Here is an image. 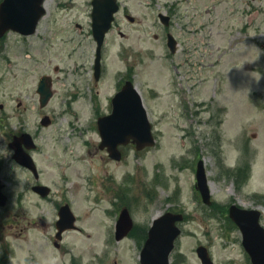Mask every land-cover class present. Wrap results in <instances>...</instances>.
Wrapping results in <instances>:
<instances>
[{
  "label": "rangeland",
  "instance_id": "obj_1",
  "mask_svg": "<svg viewBox=\"0 0 264 264\" xmlns=\"http://www.w3.org/2000/svg\"><path fill=\"white\" fill-rule=\"evenodd\" d=\"M118 1L120 11L102 48L105 71L97 82L90 0H50L34 34L9 31L0 37L1 176L10 197L0 207V264L5 259V264H72L73 258L75 264H139L145 228L155 215L173 208L185 219L170 264H201L195 252L200 244L214 264H250L224 208L231 201L258 207L264 224V0ZM159 12L173 13L174 54L165 45ZM257 51L259 60L248 62ZM126 60L135 63L133 81L157 145L140 154L125 149L116 163L98 148L91 106L96 98L104 110ZM191 62L197 85L180 94L189 76L183 69ZM44 74L52 76L54 94L40 108L36 86ZM72 94L77 96L73 114L64 112ZM180 97L184 105L197 100L198 113L193 112L197 107H181ZM43 112L53 117L52 124H39ZM218 118L220 125L214 123ZM21 128L37 133L41 150L36 160L43 181L53 188L52 202L33 194L30 175L11 159L7 142ZM198 157L209 180L210 207L193 188ZM60 186L80 227L64 234L63 249H56L39 228L19 233L9 227L16 213L52 222ZM124 204L136 230L117 241L113 228Z\"/></svg>",
  "mask_w": 264,
  "mask_h": 264
},
{
  "label": "water",
  "instance_id": "obj_2",
  "mask_svg": "<svg viewBox=\"0 0 264 264\" xmlns=\"http://www.w3.org/2000/svg\"><path fill=\"white\" fill-rule=\"evenodd\" d=\"M44 0H2L0 2V36L8 30L17 31L23 35L35 31L40 17L45 13ZM92 10L91 27L92 35L96 41V56L94 59V76H99L100 50L105 33L111 27L114 12L118 9L116 0H91ZM161 21L167 24L168 18L159 14ZM130 19H132L130 17ZM168 46L175 51V40L168 35ZM40 97V106H44L51 96L50 78L41 77L37 89ZM113 109L109 115L99 117L97 127L101 136V147H106L109 156L120 159L118 145L131 142L137 149L154 144L151 125L148 121L146 111L142 105L141 97L132 82L127 80L112 98ZM48 118L44 117L41 123L48 124ZM28 133L21 137L29 138ZM28 139V140H29ZM16 137L10 143L14 147L13 157L20 164L29 167L35 172V166L29 154L21 151L16 146ZM30 146V144L26 143ZM196 189L200 192L203 202L210 203V194L207 185L206 174L202 160L196 164ZM2 184L0 182V188ZM34 190L45 195L48 188L44 185L33 187ZM7 196L0 190V205H4ZM57 220L58 232L74 226L75 217L68 204L59 209ZM229 217L238 226L242 235V244L248 252L252 264H264V227L259 223L260 211L256 209H243L235 204L229 207ZM183 219L181 213L165 212L152 220L140 251V264H169V254L174 246L176 237L180 234L177 222ZM132 227L127 208H122L116 223V238L120 239L126 235ZM197 255L203 264H212L208 252L204 246L196 248Z\"/></svg>",
  "mask_w": 264,
  "mask_h": 264
},
{
  "label": "flooded vegetation",
  "instance_id": "obj_3",
  "mask_svg": "<svg viewBox=\"0 0 264 264\" xmlns=\"http://www.w3.org/2000/svg\"><path fill=\"white\" fill-rule=\"evenodd\" d=\"M124 15H127L126 13L124 14ZM168 15H169V17H170V19L172 18V16H173V13H168ZM163 30H164V32H165V41H166V34L169 32V28H163ZM132 65V63H127L126 64V67H125V70L127 69H129L130 70V68H129V66H131ZM104 71H105V66H103V64H102V68H101V73L103 74L104 73ZM183 73L184 74H189V76L185 79V82H186V88L184 89V86L183 85H180V89L182 90V93L181 92H179L180 94H184V93H188V92H190L191 90H194V86L195 85H197V84H195L194 82H193V78H194V75H195V73H196V70H195V68H194V63L193 62H191V65H190V67H186L185 69H183ZM125 79H127V77H125L124 75H122L121 77H119L118 79H117V82H116V85H115V89H114V91L112 92V94L111 95H109L108 96V98H107V102H106V105L105 106H103L104 107V110L102 109V107H101V105L99 104V102H93L92 101V106H91V109H92V114H93V116L96 118V117H98V116H100V115H104V114H107V113H109L110 111H111V109H112V104H111V98H112V96L119 90V88H120V86L122 85V83H123V81L125 80ZM188 82H191L190 84H188ZM212 92L215 94V91H214V89H212ZM76 97V96H75ZM75 97L73 96V99H72V101H74L75 100ZM155 97H156V95H155ZM155 97H152V98H150V100L151 99H153V98H155ZM181 101H182V98L180 97V101H179V103H181ZM188 101V100H187ZM211 102H213V100H211ZM71 103V102H70ZM188 103V105H184L183 103H181L180 104V106L181 107H185L186 109H188V110H193V107H197V109H198V102H197V100H195V99H193L192 100V102L191 103H189V102H187ZM212 105H214V104H212ZM218 107H220V106H218ZM195 111V110H194ZM193 111V112H194ZM97 112H98V114H97ZM45 115V114H44ZM50 118V117H49ZM53 121H52V119L50 118V124L52 123ZM24 130H22V128L20 129V130H18V131H16V132H13L12 134H10L11 135V137H12V135L13 134H20L21 132H23ZM32 134V138H33V142H34V145H33V147H31L30 149H28L23 143H22V141H20V146H19V148L21 147V149L22 150H24V151H26V152H28L32 157H33V159H34V161H35V164H36V167H37V174H34V172H32V171H30L28 168H25V167H23L22 165H20V164H18V163H16L15 161H13L16 165H17V167H19V168H21L22 170H24V171H26V172H28V174L30 175V178H31V183H30V185H29V188L31 189L32 188V186L34 185V184H38V183H41V184H45V185H48L47 183H45L44 181H43V175H44V173H43V170L41 169V168H39V164H38V161L36 160V155L37 154H39V152H40V150H41V148L39 147V144H38V142H37V133L36 132H34V133H31ZM10 141V140H9ZM9 141L7 142V144L9 143ZM130 147H133L132 145H129ZM100 148V147H99ZM11 149V148H10ZM101 149V148H100ZM102 151H104L103 149H101ZM147 149H145V150H143V151H146ZM11 151H12V149H11ZM122 151H123V149H122ZM106 152V151H105ZM140 152H142V151H139L138 153H140ZM106 155H107V153H106ZM102 158H103V156H102ZM107 160H109V161H112V162H116V161H114V160H112V159H110L109 157H108V155H107ZM12 159V158H11ZM117 163V162H116ZM3 169H5V164H4V162L2 161V160H0V173L1 172H3ZM1 180H3V178H1ZM4 181V180H3ZM5 182V181H4ZM112 184H113V181H111V182H109V183H107L106 185H105V187L107 188V190H111V188H112ZM50 186V185H49ZM50 188H51V190H50V193L48 194V195H46V196H44V197H41L40 195H38L37 193H34L35 194V196L37 197V198H39V199H41V200H43V201H47V200H49L50 202H52V196L54 195L53 194V188L50 186ZM65 189V187L64 186H60L59 188H58V191H57V202H54V204H56V207H55V209H56V216L58 215V209H59V207L62 205V204H64V203H66L67 202V200H66V191H63ZM3 190L4 191H6V186H5V184H4V186H3ZM51 197V198H50ZM23 207V200H22V198H19L18 199V206H17V208H19V209H21ZM22 221V222H21ZM15 227L16 229H17V231L19 232V233H22V232H24V233H26V231L29 229V228H39V230L41 231V232H43L44 234H47V237H48V239H50L51 240V243L53 244V239H54V237H55V235H56V232H57V225H56V218H54V220L52 221V222H48V223H46L44 220H43V218L42 217H37V218H35V219H31L30 217H27L26 215L24 216L22 213H16V215H15V223H13V224H11L9 227ZM71 230H77V228H75V229H71ZM71 230H65L63 233H62V238H61V240H60V243H59V245H58V247H57V249H63V246H62V242H63V237H64V234L66 233V232H68V231H71Z\"/></svg>",
  "mask_w": 264,
  "mask_h": 264
},
{
  "label": "clouds",
  "instance_id": "obj_4",
  "mask_svg": "<svg viewBox=\"0 0 264 264\" xmlns=\"http://www.w3.org/2000/svg\"><path fill=\"white\" fill-rule=\"evenodd\" d=\"M262 34H264V33H262ZM250 36L254 37V36H256V33L253 32V33L250 34ZM259 58H260V52L257 51V55H256L255 59H253V60H251V61H248V62H250V63H254V62L258 61ZM260 78H261V77H260V74L257 73V75H256V77H255L256 82H259Z\"/></svg>",
  "mask_w": 264,
  "mask_h": 264
},
{
  "label": "bare ground",
  "instance_id": "obj_5",
  "mask_svg": "<svg viewBox=\"0 0 264 264\" xmlns=\"http://www.w3.org/2000/svg\"><path fill=\"white\" fill-rule=\"evenodd\" d=\"M49 1L50 0H44V2H43L44 7H47Z\"/></svg>",
  "mask_w": 264,
  "mask_h": 264
}]
</instances>
